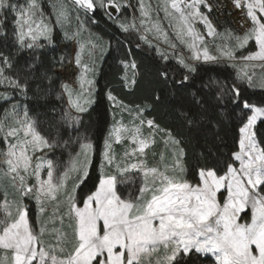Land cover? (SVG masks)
Returning <instances> with one entry per match:
<instances>
[{"label": "snow or ice", "instance_id": "6c2138e0", "mask_svg": "<svg viewBox=\"0 0 264 264\" xmlns=\"http://www.w3.org/2000/svg\"><path fill=\"white\" fill-rule=\"evenodd\" d=\"M230 2L247 25L242 33L215 15L216 0H163L156 8L163 11L167 28L159 16L152 18L144 0H138L139 24L135 18L122 20L125 10L135 7L128 0H71V8L56 5L54 18L42 0H0V104L5 105L0 108V264H200L205 257L214 264H264V96L245 95V86H257L256 69L264 73V0ZM81 10L92 23L101 10L124 33L138 32L162 62L175 61L181 71L165 67L158 80L180 101L175 111L190 131L215 142L223 139L219 130L226 117L238 121V150L222 167L209 149L196 168V182H189L184 178L186 141L145 116L161 103L160 94L151 103L126 105L108 93L114 107L132 120L114 123L103 143L102 167L115 166L117 174H105L78 202L76 190L89 176L95 151L80 132L94 103L95 66L82 63L79 52L75 56L79 90L63 83L58 98L66 97V107L48 104L55 136L42 129L29 103L52 95L54 70L65 62L62 56L50 57L56 50L55 25L75 15L82 26ZM78 35L64 33L66 39ZM208 37L221 43L210 48ZM128 67L137 65L133 60L125 63ZM229 68L234 74L225 75ZM134 76L125 78L126 86L136 84ZM258 87L264 90V79ZM157 137L171 147V159L161 155L159 166H149L147 153ZM126 141L131 148L121 163L113 144ZM61 147L79 149L62 171L48 155ZM129 172L139 175V183L123 194L118 185L131 182ZM28 201L35 202V220ZM65 219L70 233L64 230Z\"/></svg>", "mask_w": 264, "mask_h": 264}, {"label": "trees", "instance_id": "16d2710c", "mask_svg": "<svg viewBox=\"0 0 264 264\" xmlns=\"http://www.w3.org/2000/svg\"><path fill=\"white\" fill-rule=\"evenodd\" d=\"M219 5L215 12L221 22L228 21L231 29L236 33H242L247 27L238 11L233 10L230 0H216ZM215 7V5H214ZM230 12V16H226L225 12ZM94 19L98 21L93 24V27L102 32L104 41L110 45L108 55L106 56L97 79V91L95 94V102L88 113L84 114L83 126L80 128L82 135L89 137L95 146L94 163L86 181L79 188V199L82 200L94 187L98 184L100 176L98 173V165L100 162L103 143L106 138L109 127L111 126V111L114 110L108 99V93L113 94L119 101H123L127 105L141 104L143 102L151 103V97L155 93L161 96V103L156 104L152 110L145 112L148 118H156L162 127H170L178 132L186 141L182 145L186 156V179L189 182H196V168L205 162V157L211 150V159L219 160L222 167L229 160L233 151L238 150V131L235 118H225L224 126L219 130L222 140H208L203 138L202 134L190 131L182 124L175 111V107L179 102L177 97L172 95L169 89L158 80V71L167 67L172 72H180L181 69L175 63L170 61L167 64L162 62L156 51L143 43L139 39V34L135 31L124 33L114 24L106 21V19L96 11ZM223 31V28L219 29ZM54 40L56 42V50L50 53V57H64L63 66L57 65L53 73L52 95L48 97V101H32L29 103L30 113L38 116L41 121V127L48 134L55 136V129L50 127L51 117L49 112V102L56 106L57 110L64 107V97H59L60 85L66 82L76 72V68L70 61L69 55L74 51V44L63 38L60 32L55 29ZM252 48V45H251ZM250 48V49H251ZM135 61L137 67L135 69V85L126 86L124 64L130 61ZM124 62V63H122ZM235 70L227 69V74H234ZM212 75H216L213 73ZM223 78V76H221ZM231 77H229L230 79ZM195 83L198 86L199 80L194 77ZM246 87L245 95L253 96L254 99H259L264 96V90H253ZM190 91L194 92L195 88ZM25 102V101H22ZM4 106H1L2 108ZM3 143H0V148H3ZM77 151L73 147L70 153ZM68 155L63 154L60 159L61 165H64ZM31 209V208H30ZM30 216L35 220L34 212L30 211ZM207 262V261H206ZM208 262L211 263V260ZM200 263H205L202 260Z\"/></svg>", "mask_w": 264, "mask_h": 264}, {"label": "rangeland", "instance_id": "374dc122", "mask_svg": "<svg viewBox=\"0 0 264 264\" xmlns=\"http://www.w3.org/2000/svg\"><path fill=\"white\" fill-rule=\"evenodd\" d=\"M20 2L22 3L23 0H20ZM128 2L132 5H134L135 7H130L128 9H126L124 12V15L122 17V20L127 23V22H130L132 20V18H135L137 24H139L140 13H139L138 0H128ZM162 2H163V0H144L146 7L150 8L152 18L155 19L157 16H159V18L162 20L163 26L165 28H167V21L163 20V15H164L163 11L157 12V8H156V6L158 4H162ZM42 3L44 5V9H45L46 14L52 16L53 18L55 17V14L57 11L56 5L63 3L68 8L72 7L71 6V0H42ZM97 11L106 19L107 22L114 24L118 28L114 19L110 20L101 10H97ZM78 14L80 16V21H81L82 26L78 25L75 15H73L71 17L70 21L64 22L62 25H55V29H57L60 32V34L63 36V38H65L64 37L65 32H67L69 34V36H71L73 33L79 32V35L75 39H66L65 38L66 40H69L72 44H74V46H76V47H74V51L72 54L69 55L68 53L65 52V55L69 56L70 61L75 66L76 72L73 76H71L64 83L70 84L73 87V89H75V90H79L78 79L80 76L81 68H80V66L76 65V63H75V56L79 52L81 55L82 63L88 64L89 66H92V65L95 66V75H94V77H92V79H94V81H95V88L93 91L92 100L95 102V94L97 91V79L99 77L103 62H104L106 56L108 55L110 45H109V43H107L106 40L104 41L102 32H100L99 30H97L96 28L93 27V24L98 23V21L96 19H95L96 23H92L87 17H85L83 15L82 10ZM197 27L201 28V31H203L202 26L197 25ZM168 31H169L170 36L174 35V33L172 32L171 29H168ZM54 34H55V30L53 32V38H54ZM148 35H149V38L153 40L154 44L157 43V41L155 40V37L152 36L151 33H148ZM207 40L209 42L210 48L214 47L215 44L221 43L220 38L208 37ZM141 41L143 43H145L143 40H141ZM90 43L95 44L96 47L95 48L90 47L89 46ZM81 45H83V51L82 52L80 50ZM162 47L167 48L166 45H162ZM151 48H153V47H151ZM249 48H251V44L249 45ZM178 50H180L179 46H178ZM168 51H171V49H168ZM124 68H125V64H124ZM133 73H135V69H132L131 67L125 68V78L126 77L132 78ZM134 78H135V76H134ZM262 79H264V73H262L260 71V69L257 68L256 69V75L254 76V80L256 81L257 86L252 87L250 89L261 90L258 87V85ZM111 95L114 96L113 94H111ZM64 100H66V97H64ZM117 101H119V100L117 99ZM64 103H65V101H64ZM110 103H111V106L114 110L111 111L112 123H111V126L109 127V130L112 128L113 124L116 123L117 121H123L124 124H126V125L130 124V122L132 120V116H130L128 112L122 111L119 108L114 107L113 102L111 100H110ZM93 105H94V103L91 105L89 110L92 108ZM1 106L5 107V105H2V104H1ZM64 107H66V104ZM109 130L107 132L106 138L108 136ZM145 132H147V129H145ZM72 148L73 147H69V148L61 147V148L55 149L53 152L48 153L49 157L54 160V162L59 166V169L61 171L67 168V166L70 164V162L75 158L76 152L79 151V149L77 148L76 152L70 153ZM130 148H131V144H130V142H127V141L124 143H121V144H113L114 152L116 153L117 157L120 158L121 163L124 162L123 156H124L125 150H130ZM102 151H103V148H102ZM171 152H172V149L170 146H167L164 143V138L157 137V143L155 145H153V147L147 153L146 162L149 166H159L161 163V155H163L165 157V159L170 161ZM63 154L68 155V159L66 160L64 165H61L60 159H61V156ZM94 155H95V152L91 156V165L89 168V173H90L92 166H93V163H94ZM80 159L82 161L83 158L81 157ZM129 162L135 163L136 161H135V159H133ZM102 164H103V158H102V152H101L100 162L98 165V173H99L100 178H103L105 174H117L115 166H104V167H102ZM74 175H75L74 173L70 174L71 178L68 181V187L72 186V178H74ZM125 175L130 178L131 182L118 185V191H120L123 194H126L128 191L134 190L135 183H139V175L136 172H129V173H126ZM184 178L186 179L185 174H184ZM81 185H80V187H81ZM79 188H77V190H76V196H77L78 202L80 201L79 195H78ZM8 191L10 194L9 198L11 199V188H9ZM27 203H28V207L32 209L34 214H36L35 202L34 201H28ZM49 211H51V210H49ZM35 219H36V215H35ZM39 219L41 221H43L45 218L43 216H41V217H39ZM67 224H68V221H67V219H65V229L64 230L70 233L71 230H70V228L67 227ZM37 226H39V225H37ZM47 239H48V237H45L46 241H47ZM209 260H211V263L208 262ZM202 261L205 263H200V264H214L213 258H211V257L202 258Z\"/></svg>", "mask_w": 264, "mask_h": 264}]
</instances>
